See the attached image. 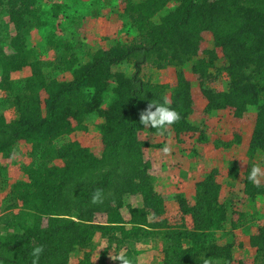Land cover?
Wrapping results in <instances>:
<instances>
[{
	"label": "trees",
	"instance_id": "trees-1",
	"mask_svg": "<svg viewBox=\"0 0 264 264\" xmlns=\"http://www.w3.org/2000/svg\"><path fill=\"white\" fill-rule=\"evenodd\" d=\"M43 1L0 0V13L8 17L6 27L0 26V90L13 91L12 73L25 66L31 71L8 101L16 117L8 122L0 112V153L9 157L16 143L24 140L31 157L23 167L28 180L14 182L2 201L0 264H31L30 253L36 245L44 246L39 264H68L67 254L89 246L96 231L110 243L120 244L160 236L163 264H231L230 243L220 244L214 238L216 232L223 231L228 211L218 201L219 185L213 178L198 185L192 206L176 196L180 208L193 218L192 229L168 228L165 221L157 228L156 222L148 220L149 213L157 217L164 212V196L155 191L149 163L143 159L144 143L138 131L144 126L139 117L151 101L162 102L164 87L144 83L141 71L152 57L159 67L166 63L180 66L198 53L202 32L210 31L214 45L221 46L222 63L216 65L219 56L212 49L207 58H199L192 65L199 74L208 108L229 106L236 116L253 109L256 121L248 150L251 156L264 152V0H177L179 4L172 9H165L168 0L138 3L131 7V13L135 23L143 24L141 40L98 49L85 62L71 52L57 54L55 62L34 58L31 29L57 28L67 18L61 3L53 2L46 8L47 0ZM9 27L15 33L6 36V43L1 45L2 32ZM55 37V32H50L46 42L58 49L61 43ZM123 61L133 66L130 76L113 72V67ZM46 67L67 69L72 79L49 76L44 72ZM221 73L228 79L227 88L219 91L207 87ZM177 75L178 85L169 103L180 114L171 125L179 133L192 126L188 120V82L180 69ZM110 79L115 86L110 85ZM41 90L48 95L44 110ZM107 96L110 106L103 110L100 104ZM94 112L104 118L99 125L104 144L100 155L76 141L55 143L72 130L70 117L81 122ZM57 159L63 163L56 164ZM97 189L103 190V202L93 204L91 198ZM262 189L246 179L247 195L255 196ZM132 195H140L142 205L128 206L130 218L123 221L118 209L125 197ZM95 213H105L107 222H94ZM240 222L231 225L236 227ZM250 242L264 259V226ZM132 253L128 249L124 258L137 264Z\"/></svg>",
	"mask_w": 264,
	"mask_h": 264
},
{
	"label": "rangeland",
	"instance_id": "rangeland-1",
	"mask_svg": "<svg viewBox=\"0 0 264 264\" xmlns=\"http://www.w3.org/2000/svg\"><path fill=\"white\" fill-rule=\"evenodd\" d=\"M146 1H45L44 7L46 8L50 7L53 2L61 3L67 18L61 20L57 28L31 29L29 40L30 46L35 50L34 58L55 62L58 57L57 54L71 52L80 62H85L90 60L92 54L98 49H108L118 42L124 44L139 42L144 28L143 24L134 22L131 7ZM178 4L177 0H168L165 9L175 8ZM7 19V14L0 13V26L2 28L6 27ZM154 19L157 20L158 18L155 17ZM50 32H55V41L61 43L58 49L46 42V36ZM14 33V29L10 27L8 30L4 29L1 45L6 43V36ZM68 45L71 48L67 49ZM212 49L219 56V60L216 61V65L219 66L222 63L221 46L214 45L210 31H203L198 53L184 61L180 66L166 63L159 67L153 57L142 65L141 78L144 83L164 87L163 96L169 102L171 92L178 85L177 72L179 69L182 71L185 80L188 82L190 93L188 120L192 126V129L183 130L179 133H176L169 126L164 135L151 132L146 127L138 131V138L144 143L141 149L143 159L149 163L148 172L152 177L154 189L158 194L164 196V212L157 217H153L149 213L148 220L156 222L157 228H162V222L165 221L167 227L169 226L168 228L182 226L186 229H192L193 218L190 213L184 212L180 208L176 196L183 197L188 207L194 205L198 185L206 178L211 177L219 185L218 201L223 203L228 211L227 222L222 229L223 231L216 232L214 235L216 242L220 244L230 243L231 264H264V259L257 254L256 246L250 242V237L258 233L260 226H264V177H261L260 188H263L262 193L249 196L244 191L246 177L251 167L259 165L264 169V152L258 151L251 156L248 150L256 121V112L249 109L241 116H236L234 109L229 106L219 109L208 108V100L202 93L199 74L192 69V65L199 58H207L208 50ZM210 71L216 73L215 68H210ZM30 72V67L25 66L12 73L13 91L0 90V112L8 122L16 117V111L8 104V101L15 92L22 88L24 80L30 75ZM44 72L58 80L69 81L72 79L71 72L62 69V67L55 69L46 67ZM113 72H122L125 76H130L133 72V66L130 61H123L113 67ZM110 85L115 86L113 79H110ZM227 85L228 79L225 73L218 74L215 79L207 83V87L219 91L225 90ZM40 98L41 107L44 110L48 99L44 90L40 91ZM110 101V96H107L100 104V108L108 110ZM103 120L104 118L95 112L86 115L81 122L70 117L72 130L57 138L55 143L60 145L67 141H76L81 146L89 148L95 155H100L104 144L99 125L103 123ZM151 145L164 150L165 148L168 149L162 156L163 161L168 159L163 163L167 164L165 170H173L174 174L177 175V178L171 176L167 184H159V189L169 190L168 195H164L156 189L155 173H151L150 161L144 155L145 148ZM200 149L203 150V154L212 151L209 156L218 160L215 165L213 161L199 157ZM29 152V144L24 140H19L9 157L0 153V214L2 201L9 192L11 185L17 181L28 180L23 167L31 161ZM55 163L61 165L63 162L57 159ZM193 166L196 171L192 174L193 171H189L188 167L192 168ZM184 172L185 174L181 175ZM234 173V177L230 175ZM183 178H185L186 183L191 182L193 188L190 187L189 190L185 186L182 187ZM141 205L142 197L140 195L125 197L123 204L118 209L123 221L130 218L128 206L139 207ZM13 210L17 211V209ZM107 220L108 217L105 213H95L93 217V221L96 223L105 224ZM239 221L241 222L238 226L231 225ZM125 227L130 226L125 225ZM115 234L120 236L118 231ZM162 246L163 239L160 236L155 238L154 235H149L128 244H120L117 242L110 243L106 236H103L100 231H96L89 246L74 248L67 254V261L68 264H122L117 259V257H122L127 264H132L128 258H124L126 251L131 249L133 252L131 255L136 259L137 264H163L161 262Z\"/></svg>",
	"mask_w": 264,
	"mask_h": 264
},
{
	"label": "clouds",
	"instance_id": "clouds-1",
	"mask_svg": "<svg viewBox=\"0 0 264 264\" xmlns=\"http://www.w3.org/2000/svg\"><path fill=\"white\" fill-rule=\"evenodd\" d=\"M180 114L170 106L169 101L164 98L162 102L151 101L148 107L141 112L139 117V122L146 128H151L157 130L158 134L164 135L168 130L169 126L173 125L176 121L180 119ZM168 149L165 148V152ZM261 177H264V169L259 165H253L250 172L248 173L246 179L254 184L256 187L261 186ZM103 190L97 189L92 195L91 202L93 204L102 203ZM44 252L43 245H36L31 250V264H39L41 255ZM122 264H127L122 257H117Z\"/></svg>",
	"mask_w": 264,
	"mask_h": 264
},
{
	"label": "crops",
	"instance_id": "crops-1",
	"mask_svg": "<svg viewBox=\"0 0 264 264\" xmlns=\"http://www.w3.org/2000/svg\"><path fill=\"white\" fill-rule=\"evenodd\" d=\"M163 150L164 149L159 148V147H154L152 145L151 146H147L145 148V150H144L145 151L144 152V155H145L146 159H148L150 161V164H151V167H152L151 168V173L152 174H153V172L155 173L156 178H154V179L157 182L156 189H158L162 194L168 195L170 193L169 190L162 189V188L159 189V186L162 185V184H167V182L170 181L169 178H171V176H172V178H177L176 177L177 175L174 174L175 172L173 170H165L166 167H167V164H163V163H165V161L168 160V159H166L165 161H163L164 158L162 156L164 155V153H166L165 150L164 151ZM170 150L173 151V149H170ZM172 151H170V152H172ZM210 152H212V151H210ZM210 152H205V154H203V150H201V151H199V153H200L199 157L201 159L203 157L205 159H209V161H213V164L215 165V162L218 161V160H216L214 158H211L209 156V153ZM213 157H215V156H213ZM171 161H172V159H171ZM195 165L196 164L194 163V166ZM194 166L192 168L188 167L189 168L188 169L189 171H193L192 174L196 171V168ZM155 169H157V170H155ZM184 174H185V172L184 173H181V175H184ZM183 179H182V181H183L182 182L183 183L182 184V187L185 186L189 190L191 189L190 187L193 188V185H192L191 182L188 181V183H186L185 178H183ZM181 189H183V188H181ZM185 191H187V190H185Z\"/></svg>",
	"mask_w": 264,
	"mask_h": 264
}]
</instances>
